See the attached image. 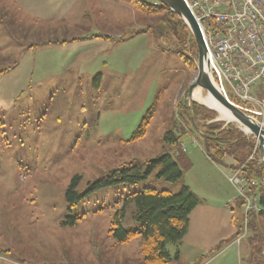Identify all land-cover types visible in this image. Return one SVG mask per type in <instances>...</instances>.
I'll list each match as a JSON object with an SVG mask.
<instances>
[{
	"label": "rangeland",
	"instance_id": "374dc122",
	"mask_svg": "<svg viewBox=\"0 0 264 264\" xmlns=\"http://www.w3.org/2000/svg\"><path fill=\"white\" fill-rule=\"evenodd\" d=\"M0 16V264H146L138 239L110 236L114 203L145 187L176 192L182 183L153 173L97 190L72 211L65 193L74 176L83 192L120 165L164 154L205 201L182 241L166 246L168 264H264V213L244 212L229 182L240 165L207 160L191 117L200 129L234 126L253 144L239 150L261 163L257 140L216 111L191 107L197 49L189 33L176 34L164 13H142L127 0H0ZM177 50L196 66L187 68ZM149 111L144 136L129 141ZM169 132L177 144L166 140ZM130 212L124 228L137 226ZM69 216L82 220L62 225Z\"/></svg>",
	"mask_w": 264,
	"mask_h": 264
},
{
	"label": "trees",
	"instance_id": "16d2710c",
	"mask_svg": "<svg viewBox=\"0 0 264 264\" xmlns=\"http://www.w3.org/2000/svg\"><path fill=\"white\" fill-rule=\"evenodd\" d=\"M127 1L142 13H164L176 34H190L184 22L158 1L155 0V5L143 0ZM190 36L192 37L191 34ZM177 54L185 62L187 68L191 69L196 66L195 62H190L188 57L181 51L177 50ZM195 56H197L196 52ZM3 72L4 70L0 74ZM100 78L101 74L98 73L93 79L96 87L100 86ZM191 107L193 109L201 108L195 102L191 103ZM191 107H187L188 110H191ZM150 116L151 112L149 111L148 116L142 119L129 141L138 140L144 136ZM190 125L192 126L191 131L192 129L197 132L200 131L199 134L205 142L206 156L211 162L216 164L215 160L221 159L223 162L224 158L233 157L240 165L239 167H243L245 179H254L258 182V186L250 187L246 194H254L259 204L264 206V167L261 163L252 161L254 160L252 157L248 160L245 152L242 153V150H239L244 145L248 147L253 144L246 142L242 133H239L238 129L230 124L222 129L215 124L205 125L200 129L196 125L195 119L191 117ZM165 136L166 140L172 144L178 143L177 138L171 132ZM181 145L179 146L180 150ZM153 173L157 179L169 183L180 182L182 185L176 192L145 187L140 191L131 192L122 199H118L114 203L115 208L113 209L109 234L120 244L138 239L139 249L146 264H168L170 256L166 246L168 244H179L182 241L189 228L190 215L201 202L190 188L183 183V171L172 155L164 154L154 159L120 165L112 169L107 176L88 183L86 190L83 192L78 190L80 176H74L65 193L68 210L72 211V208L78 202L97 190L124 184L134 185L145 181ZM241 205H244L243 200ZM129 208H131V219L137 224L135 228H124L122 226ZM81 220L82 218L79 216H69L61 224L75 226Z\"/></svg>",
	"mask_w": 264,
	"mask_h": 264
},
{
	"label": "built area",
	"instance_id": "2783aa9c",
	"mask_svg": "<svg viewBox=\"0 0 264 264\" xmlns=\"http://www.w3.org/2000/svg\"><path fill=\"white\" fill-rule=\"evenodd\" d=\"M201 32L211 77L221 94L253 118L264 116V0H182ZM235 101V102H234ZM264 126V121L261 123ZM193 143H196L193 141ZM185 152V146L181 145ZM249 216L264 212L243 167L229 177Z\"/></svg>",
	"mask_w": 264,
	"mask_h": 264
},
{
	"label": "water",
	"instance_id": "95a60500",
	"mask_svg": "<svg viewBox=\"0 0 264 264\" xmlns=\"http://www.w3.org/2000/svg\"><path fill=\"white\" fill-rule=\"evenodd\" d=\"M166 7L171 13L177 15L187 26L197 49V74L187 90L189 101L196 102L192 99V93L195 88H200L210 94L219 106L227 112L244 132L251 134L257 140V149L260 162L264 167V127L254 118L243 112L236 105L228 101L220 92L214 83L209 69L208 53L199 30L198 24L192 16L190 10L182 0H156ZM204 106V105H203ZM206 107V106H204ZM207 108V107H206ZM209 109V108H208ZM211 110V109H210ZM229 123V122H228ZM247 130V131H246ZM264 191V182H263Z\"/></svg>",
	"mask_w": 264,
	"mask_h": 264
},
{
	"label": "bare ground",
	"instance_id": "6f19581e",
	"mask_svg": "<svg viewBox=\"0 0 264 264\" xmlns=\"http://www.w3.org/2000/svg\"><path fill=\"white\" fill-rule=\"evenodd\" d=\"M200 90L202 89H200L199 87L194 89L192 93V99H194L197 103H200L201 105H204L207 108L216 111L220 115L221 120L227 122L233 121V118L219 106V104L213 99L210 94H202Z\"/></svg>",
	"mask_w": 264,
	"mask_h": 264
},
{
	"label": "crops",
	"instance_id": "0c3cea01",
	"mask_svg": "<svg viewBox=\"0 0 264 264\" xmlns=\"http://www.w3.org/2000/svg\"><path fill=\"white\" fill-rule=\"evenodd\" d=\"M30 5V4H29ZM29 5H28V7H29ZM2 17L0 16V23H4L5 24V22L4 21H2ZM97 37V36H96ZM73 40H77V39H73ZM98 74V73H97ZM99 74H101V73H99ZM102 78H103V76H102V74H101V78H100V82L102 81ZM207 160H209V159H207ZM210 161V160H209ZM211 162V161H210ZM212 164H213V162H211ZM225 166L229 169V170H231L226 164H225ZM191 190V189H190ZM201 201V200H200ZM203 201V203H201ZM201 202H200V204H199V206L191 213V215H190V224H189V228H188V231H187V233L189 232V230H190V228H191V224H192V217L194 216L193 214H198L197 212H199V210H201L203 207H201L202 205H205L204 204V200H202ZM204 210V209H203ZM187 233H186V235H187Z\"/></svg>",
	"mask_w": 264,
	"mask_h": 264
}]
</instances>
